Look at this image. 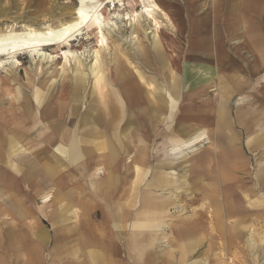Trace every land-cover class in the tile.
<instances>
[{
  "label": "rangeland",
  "instance_id": "rangeland-1",
  "mask_svg": "<svg viewBox=\"0 0 264 264\" xmlns=\"http://www.w3.org/2000/svg\"><path fill=\"white\" fill-rule=\"evenodd\" d=\"M81 1L0 0V32L7 27L22 32L25 26L58 25L74 15ZM156 1L170 17L157 10V26L145 13L141 0L107 4L104 14L112 23L107 28L110 47H101L96 35H88L84 29L78 39L71 40V48L63 49L65 57L60 71L54 69L56 57L42 60L40 55L31 53L18 55L19 66L0 67V129L9 127V131H0L5 134H0V264H23V248L30 258L38 256L35 264H135L128 258L125 242H109L110 251L122 247L124 259L119 255L111 259L115 256L110 254V260H102L101 239L85 240L73 233L79 227L80 233L90 236L102 224L103 210L97 207L92 195H85L91 190L88 174L99 159L96 156L106 151L111 153V164H118L125 185L127 180H135L136 187L138 184V199L141 193L153 189L152 192L169 200L163 219L131 216L126 223L160 221L159 231L168 234L182 220L201 225L198 231L188 225L181 227L183 237L178 240L161 238L152 244H141L146 249L142 255L137 254V264H264V206L259 207L257 201L264 200V180L262 186L258 182V178L264 179V0L258 7L250 5L253 0ZM137 20L143 27L139 38ZM158 27L167 59L185 86L181 87L175 106L170 108V104L163 102L162 113L145 116L120 99L121 109L130 111L124 121L120 120V144L87 145L75 159H70L67 145H61L57 138L46 142L55 135V123L50 122H62L69 117L72 104H78V109L70 115L76 118L68 125L73 132L83 133L90 128L104 92L114 86L123 94L122 83L115 77L120 73L117 64L128 79L138 82L142 92L150 84L162 88L167 85L168 73L163 74L156 54ZM45 48L53 56L59 50L57 45ZM224 86L231 90L226 95L229 98L221 100ZM195 90H203L195 101L182 96ZM111 95L117 99V95ZM65 101L68 110L60 117L57 109ZM222 104L229 112L227 131L235 136L233 142L244 154L245 166L221 176L217 174L219 170H214L220 169L217 154L227 143L221 138ZM195 106L216 110L213 114L205 108L196 110ZM20 107L30 118L43 109L40 121L52 129L43 131L41 138L31 135V140L25 136L22 143L11 139L17 132L11 129L22 126ZM247 108L252 112L251 119L261 117L262 124L239 120L238 114L246 113ZM183 110V114H193L188 121L193 127L205 129L206 135L193 152L176 159L168 155L167 148L180 141ZM79 121L83 124L77 129ZM111 131L107 133L110 139ZM50 189L54 198L44 203L41 191ZM231 190L234 193L225 196ZM245 193L249 194L247 199ZM231 196L236 204L243 201L246 211L238 217L221 213L222 203L224 208L225 198ZM77 207L80 216L76 217ZM115 218L113 214L112 220ZM110 230L113 229L107 231ZM85 243L90 247L88 257L80 254ZM42 256L43 260H39Z\"/></svg>",
  "mask_w": 264,
  "mask_h": 264
},
{
  "label": "bare ground",
  "instance_id": "bare-ground-1",
  "mask_svg": "<svg viewBox=\"0 0 264 264\" xmlns=\"http://www.w3.org/2000/svg\"><path fill=\"white\" fill-rule=\"evenodd\" d=\"M117 1L119 3V1L121 0H95L93 3H85V1L82 0L80 5L77 6V9L74 12V15L70 17V19L68 20L65 19V21H62L58 25L47 24L46 26L42 28L34 27V26L33 27L25 26L24 27L25 30L22 32H19L13 28L9 29V27H7L5 31L0 32V67H3L6 69L5 65L7 64H12L13 66H19L21 62L18 59V55L21 53H31L33 55L35 54L40 55L42 60L56 57L57 61L54 63V69L55 71L57 70L60 71L63 68V62H64V57H65V51H63V49L65 47L71 48V43H70L71 40L78 39L79 35L82 34V31L84 29L88 30V35H90V32L96 35L98 39V43L101 47L106 46L109 48L110 47L109 38L111 37L109 33L107 32V28L112 23H110L111 21H109L108 17H106V15L104 14V10L106 9L107 4L116 5ZM141 1L144 4L143 7H144L145 13L153 19V23L156 26L159 23V21L157 20L155 16V13L157 12V10L164 12V15H166L170 19L167 12L159 4L158 1L148 0L147 3L145 2V0H141ZM114 15H116V17L118 16L117 13ZM139 15L140 14H138L137 17ZM136 27H137L136 37L139 38V35L141 34L143 27L141 25V22L138 20H137ZM159 29L160 27H158L157 35L160 37V40L158 42L159 46L157 47L156 54H157V58L159 62L162 64L163 74L168 73L169 81L167 82V85L162 88V87H157V86H153L150 84L148 87H145L144 89L145 91L142 92L138 82H136L135 80L128 79V75H126L125 72L121 69V66L117 64L116 66L118 67V70H120V73H118V75L115 74L116 75L115 77L118 76L119 78L118 81L120 80L119 82L122 83L120 87L121 89L120 88L119 89L123 91V94L120 91L117 92L118 88L114 86H111V89H108V92H104L105 95L103 94L101 96L102 97L101 103L98 104V109H96V114L93 117L90 128H87V130H84L83 133L73 132L70 126L68 125L72 123V121L76 118V117L71 118L72 116L70 115H75L78 109V104H72L70 107V111H69L70 113L69 117H67L62 122H58V121L50 122V124L55 123V126L52 125L54 126V129L52 131L55 135H52V137L46 139V142H51V141L54 142V140L57 138L58 139L57 141L61 143V145L63 146L67 145L66 152L70 153L71 155L70 159H75L81 155L80 154L81 147H87V145H95V146L105 145L106 147V144L108 145L110 144V142L116 145H117V142L120 144V139L117 136V134L121 132L123 128V124H121L120 120L124 121V116L126 115V113L130 112V111L121 109L119 105L120 99L122 100L123 98V100H125L127 104L137 107V112L145 116L151 115V113L152 115L157 114V113L159 114V112L162 113L164 109L163 102L170 104V108L174 107L175 104L178 102L177 97L180 94L181 87L182 89H185V86L183 85L181 76L175 73V68L172 62H170V60L167 59L166 55L168 54L164 51V44L159 34ZM101 41H103V43H101ZM53 45H57L59 49L58 51L55 52L56 56H53L51 53L50 54L46 53L45 47L46 46L50 47ZM111 46H113V42ZM221 90L223 91V93L221 94V100L228 99L229 97H227L226 95H227V92L231 90V87L224 86V87H221ZM202 91L203 90H195L194 92H190L189 94L182 95V96H185V97L187 96L186 98L187 99L189 98V101H195L196 99L201 97ZM5 93L10 94L8 90H6ZM110 93L111 94L114 93L115 95H117V99L116 100L113 99ZM109 95L110 97L108 99ZM110 99L112 101L111 102L112 104L109 101ZM168 101H170V103ZM144 103H146V105H144ZM67 105H68V102L65 101L61 103L59 108L57 109L60 112V117L62 116V113L68 110ZM140 108H142V110ZM194 108L196 109L197 106H195ZM204 108L200 106L196 110H201ZM222 108L223 110H221ZM224 108L226 107L224 104H222L221 109L219 111L220 119H222L221 121L219 120V122H220L221 128H223V135H224V136L221 135V138L223 139L224 137L226 139V142L227 143L231 142V144L227 145V143H225L226 146L225 145L223 146V151L222 152L220 151L217 154L218 156L217 160L214 158V160H216L218 162V165L220 166V169H215L214 171L216 172V170H219L220 172L217 174H221V176L231 174L232 173L231 171H233L234 168L245 166L244 154L233 142V138H235V136L230 132V130L227 131V129L230 127V124L228 121L229 112H227V110ZM20 109L22 111L21 114H23L22 126L17 127L16 129H11V130L17 131L15 135L11 136V139L13 140L17 139L19 142L22 143L27 138L25 136H28L29 138L31 135L33 136L35 135V137L37 136L38 138H41L43 136V131L47 130V128L48 129L51 128V127H48V125L46 128V125H45L46 123L40 121L39 115H44V113L41 111L43 109L40 108V110L37 111L36 115H33L31 118L25 117L23 109L21 107ZM54 109H56V107ZM167 109L168 108L165 107V110ZM204 110L212 111L214 114L216 108L213 107V108L207 109L206 107ZM183 112L184 110L182 111L183 118H181V127L178 131L179 136H180L179 137L180 141L178 143L170 145L167 148L168 155L170 156L172 155L176 159L186 156L187 154L190 153V150H192L193 152V148L194 147L196 148L198 144L204 141L205 135H206L205 129H202L200 127H195V126L193 127L192 124L188 121V119H191L193 117V114H188L187 112L183 114ZM251 116H252V112L248 108L246 110V113L240 112L238 114L239 120H241L243 123L248 122V120H251L250 122L252 123L258 122L262 124L261 117L251 119ZM79 120L83 121V118ZM82 121H79V125L77 129H80L82 127V124H83ZM59 129L60 131L58 132ZM0 131H9V127L6 125L3 129H0ZM110 131L113 133L112 138H111L112 140L108 138L107 136V133H109ZM57 134L60 135L59 138ZM1 136L5 137V134H1ZM29 139L33 140L32 138H29ZM5 140L7 141V139ZM110 156H111V153H108V151H106L103 156L102 155L96 156L99 159L95 160L93 169L90 173L91 194H92L93 201L98 202L100 198L102 199V201H105L103 202L104 208L106 209L103 213V222L100 226H98L99 230H94V232H92L90 236L88 235L86 237L84 236L85 234H82L79 232V227L78 229L74 228L73 233L76 238H81V239L85 238V240H90L92 238L94 239L99 238L101 240L117 239V240L123 241V237L125 238L127 237L129 242L130 240L132 241L137 240V243L139 244L140 243L147 244V243L155 241L157 238H163L165 240H168V239L178 240L179 238L183 237V234L181 233V227L185 228V226L187 225L189 227H192V229H194L195 231L196 230L198 231V228L201 225H199L197 221H193L189 219L182 220L180 221L179 224H175L177 226L175 228H171L172 232H170L169 234L159 233L156 230L157 228L155 226L150 229L146 228V227H149L147 224L138 223V222H137V226L140 228L137 230V233L136 232H132V234L124 233V232H121V230H116L112 228L111 227L112 224L110 225V222H109L110 220L112 221L113 219L112 213L114 212L115 214L124 213L123 218H126L127 216L126 208L129 207V204L131 203V200L134 196V188H136V185H134L135 180H127L126 188H124L123 191L118 192L119 195H117V198L113 197V194L117 191L116 188L118 187L119 177L117 176V174H118L119 167L118 165L111 166L112 160L110 159ZM198 170L200 171V168H198ZM263 180H264L263 178L261 179L258 178V182L260 186H262L261 182ZM124 181L126 182V179H124ZM153 184L155 185V183ZM41 192H43L42 197L44 199L43 201L44 203H48L52 201V199L54 198L53 197L54 194L51 189L47 191L46 190L41 191ZM150 192L151 191L148 190L142 196L141 202H140L141 207H144L146 209L161 210L163 207L166 206V204H168L167 200H165L163 197L155 196L151 194ZM232 193H234L233 190L229 191L227 195L225 194V196H229ZM248 195L249 194L247 193L244 194V196L246 197L245 199L248 198ZM210 199L213 202L215 201L213 197H211ZM257 201H258L259 207L264 206V200L258 199ZM241 203L242 204L240 203L236 204L235 199L232 198V196L227 200L225 198L224 208H223V203L221 205V213L224 212L226 216L233 215L235 217H238V215L245 213L246 211L245 208H243V201ZM138 211L139 210H137V212L135 213L137 218L143 217L144 219H147V218H160L161 217V214H157L156 212L148 213L147 211H145L143 213L142 211H139V212ZM79 214H80V208L77 207L76 217L80 216ZM241 218L243 219L244 217H241ZM109 228H112L113 230H110V232H108L107 230ZM116 228L119 229L118 227ZM173 229H176V231H174ZM25 253H26L25 251L21 253L20 258L22 259V263L23 264H35V262L38 260V256L34 255L35 257L30 258L28 254L26 255Z\"/></svg>",
  "mask_w": 264,
  "mask_h": 264
},
{
  "label": "crops",
  "instance_id": "crops-1",
  "mask_svg": "<svg viewBox=\"0 0 264 264\" xmlns=\"http://www.w3.org/2000/svg\"><path fill=\"white\" fill-rule=\"evenodd\" d=\"M254 2L253 3H250V5H252V4H255V7H258V5H260L262 2H263V0H253ZM221 48V47H220ZM216 51H217V47H216ZM219 51H220V49H219ZM64 121V120H63ZM60 131V129L58 130V132ZM73 131V130H72ZM60 135H58V137H59ZM81 149L83 150V147H81ZM104 153L105 152H103V154H102V156L104 155ZM109 153V152H108ZM82 154H83V152H82ZM84 154H88V153H84ZM40 161V160H39ZM4 162H7V161H4ZM7 163H9V164H11L10 162H7ZM40 164V163H39ZM94 164V163H93ZM115 164H117V163H115ZM113 165V164H112ZM111 165V166H112ZM118 165V164H117ZM91 171H92V168L90 169V173H91ZM117 176L119 177V181H118V187L116 188V192L113 194V197L114 198H117V195H119L118 194V192H120V191H123L124 190V188H126V182L124 181V179L122 178H120V175H119V169H118V174H117ZM88 178H90V175L88 174ZM87 179V178H86ZM0 180H2V178L0 179ZM120 180H122V182L123 183H120ZM87 181V180H86ZM123 184H124V186H123ZM138 188V189H137ZM153 190V189H152ZM152 190H150L151 192V194H153V195H155V196H160V195H157V194H155L154 192H152ZM147 191H144L143 193H141L140 195H141V198H142V196L146 193ZM89 193V194H88ZM90 195H92L91 194V190H90V192H87L86 193V195L85 196H90ZM138 196H139V187H138V184H137V187L136 188H134V196H133V198H132V200H131V203L129 204V207H127L126 209H127V216H126V218H123V214L124 213H120V214H115V212L114 213H112V214H115V216H116V218L114 219L115 221H109L110 222V225H111V227L112 228H114V229H116V230H121V232H124V233H130V234H132V232H136L137 233V230L140 228V227H138L137 226V222H131V223H126L127 221H126V219L128 218V217H133V218H137V216L135 215V213L137 212V210H139V211H142L143 213L145 212V211H147L148 213L149 212H156L157 214H161V217L160 218H156V219H163L164 218V215H165V212L167 213L168 212V204H166V206L165 207H163L161 210H159V209H156V210H154V209H146V208H144V207H141V205H140V202H141V198L140 199H138ZM92 197V196H91ZM161 197V196H160ZM164 198V197H163ZM165 200H167V202L169 201L168 199H166V198H164ZM103 202H105V201H102V199L100 198V200L97 202L98 203V205L99 206H97V207H100L102 210H103V213H104V211L106 210L105 208H104V203ZM116 203V202H115ZM117 204V203H116ZM103 205V206H102ZM116 207V206H115ZM115 210V209H114ZM86 211H88L89 212V209L87 208V210ZM138 211V212H139ZM135 212V213H134ZM130 215V216H129ZM134 216H136V217H134ZM166 216V215H165ZM139 219H144L143 217H138ZM102 222H103V215H102V220H101ZM138 223H144V224H147L149 227H146V228H153L154 226L157 228L156 230L159 232V233H162V232H160L159 231V229H161V222L160 221H157V222H151V223H148V222H138ZM116 227H118L119 229H117ZM121 228H123V229H125V230H123V229H121ZM159 239H161V238H157L155 241H157V240H159ZM110 240L111 239H107V240H102V260H110V254L111 255H114L115 257H112L111 259H116V257H118V255H119V257H122L123 259H124V257H125V255H124V253L122 252V247H116V248H114V249H112V251H110V247H109V242H110ZM119 242H121V243H126V245H127V251H128V253H127V255H128V258L129 259H132L133 261H134V263L135 264H137V254L139 253V255H142V253H144L145 252V246H141V243L139 244V243H137V240H135V241H132V240H130V242L128 241V239H127V237L125 238V237H123V241H120V240H118L117 241V243H119ZM154 242V241H153ZM153 242H150V244H152ZM117 243L115 244V245H117ZM142 244H146V243H142ZM148 244V243H147ZM146 244V245H147ZM105 246V247H104ZM86 248V249H85ZM85 248L84 249H82L83 251L82 252H80V254H85L87 257L89 256V244H87V243H85ZM138 249V250H137ZM140 249H142V250H140ZM25 249L23 248V251H24ZM28 252H29V248H28V250H27ZM115 251H116V253H115ZM73 254H77V253H75V252H73ZM116 254V255H115ZM39 260H43V256L42 257H39Z\"/></svg>",
  "mask_w": 264,
  "mask_h": 264
},
{
  "label": "snow or ice",
  "instance_id": "snow-or-ice-1",
  "mask_svg": "<svg viewBox=\"0 0 264 264\" xmlns=\"http://www.w3.org/2000/svg\"><path fill=\"white\" fill-rule=\"evenodd\" d=\"M101 43H103V41H101Z\"/></svg>",
  "mask_w": 264,
  "mask_h": 264
}]
</instances>
